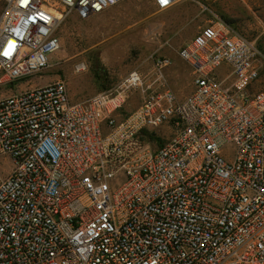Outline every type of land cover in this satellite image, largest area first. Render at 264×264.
<instances>
[{"label": "built area", "instance_id": "obj_1", "mask_svg": "<svg viewBox=\"0 0 264 264\" xmlns=\"http://www.w3.org/2000/svg\"><path fill=\"white\" fill-rule=\"evenodd\" d=\"M121 2L5 0L0 85L49 67L66 16ZM179 57L184 99L138 71L83 102L61 80L0 99V264H264V45L216 19Z\"/></svg>", "mask_w": 264, "mask_h": 264}, {"label": "rangeland", "instance_id": "obj_2", "mask_svg": "<svg viewBox=\"0 0 264 264\" xmlns=\"http://www.w3.org/2000/svg\"><path fill=\"white\" fill-rule=\"evenodd\" d=\"M4 8L5 0H0V17ZM216 19L264 45V0H197L167 11H159L153 0H122L89 20L70 14L57 27L61 48L50 57L49 67L0 85V99L61 80L71 101L83 102L114 90L134 71L154 87L170 89L184 99L193 91L194 77L179 52ZM142 101V92L132 91L116 118L130 115ZM166 139H159L153 149ZM10 166L8 159L0 160V173H9Z\"/></svg>", "mask_w": 264, "mask_h": 264}, {"label": "snow or ice", "instance_id": "obj_3", "mask_svg": "<svg viewBox=\"0 0 264 264\" xmlns=\"http://www.w3.org/2000/svg\"><path fill=\"white\" fill-rule=\"evenodd\" d=\"M24 2L26 3L27 0H24ZM166 2H167V0H161V3H162V4H163V3H166ZM12 47H14V45L10 44V45H9V49L6 50L3 54H4L5 56H9L10 53H11V49H12Z\"/></svg>", "mask_w": 264, "mask_h": 264}, {"label": "bare ground", "instance_id": "obj_4", "mask_svg": "<svg viewBox=\"0 0 264 264\" xmlns=\"http://www.w3.org/2000/svg\"><path fill=\"white\" fill-rule=\"evenodd\" d=\"M80 68H82V69H83V67H81V66H80Z\"/></svg>", "mask_w": 264, "mask_h": 264}, {"label": "trees", "instance_id": "obj_5", "mask_svg": "<svg viewBox=\"0 0 264 264\" xmlns=\"http://www.w3.org/2000/svg\"><path fill=\"white\" fill-rule=\"evenodd\" d=\"M152 139H155V138H152Z\"/></svg>", "mask_w": 264, "mask_h": 264}]
</instances>
